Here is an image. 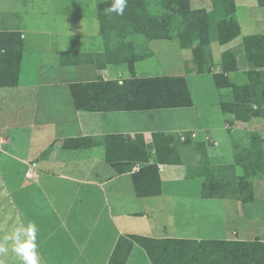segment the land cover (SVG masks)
I'll list each match as a JSON object with an SVG mask.
<instances>
[{"label":"crops","instance_id":"crops-1","mask_svg":"<svg viewBox=\"0 0 264 264\" xmlns=\"http://www.w3.org/2000/svg\"><path fill=\"white\" fill-rule=\"evenodd\" d=\"M216 1L189 0L192 8L208 12H213ZM233 1L239 34L225 43L211 41L212 72H221L223 52L235 50V61L227 62L234 63L235 70L224 74L234 84L243 85L251 65L242 51V39L264 34L255 31L264 30V6L257 0ZM13 17L12 12L0 11V25L9 26ZM22 26L2 30L19 35L21 55L16 82L0 86V238L26 221L35 222L40 264H108L118 239L129 235L264 241L263 175L250 178L251 192L245 189L243 199L206 198L201 195L202 178L191 172L198 166L202 150L212 166L234 164L236 150L250 147L252 132L264 137V116L241 120L223 112L220 104L232 100V88L217 87L214 80L216 101L199 107L191 95L190 106L76 109L70 84L100 79L121 83L131 75L127 65L98 68L89 61L62 65L60 52H102L99 31L23 30ZM242 26L250 32L243 35ZM135 42L141 55L148 52L134 62L133 75L137 78L183 76L188 84V76L204 74L198 73L191 62V48L181 47L176 37ZM168 110L178 113L183 122L158 126V111ZM227 123L231 125L229 131ZM156 132L175 135L179 142L183 141L180 134L187 133L190 145L184 149L182 163L157 162V168L162 165L161 170L158 168L160 193L138 196L132 182L135 171H116L124 161L119 148H123V140L140 136L150 147L146 163L153 164ZM77 138H90L92 144L77 147L72 141L64 142ZM263 159L259 161L263 163ZM28 161L36 163L34 178L26 176ZM234 173L240 175L241 168L235 166ZM186 180H195L198 186L179 185ZM5 260L6 264H21L11 245ZM125 264L153 263L144 248L134 243Z\"/></svg>","mask_w":264,"mask_h":264},{"label":"trees","instance_id":"trees-1","mask_svg":"<svg viewBox=\"0 0 264 264\" xmlns=\"http://www.w3.org/2000/svg\"><path fill=\"white\" fill-rule=\"evenodd\" d=\"M113 0L97 3V19L103 41L102 52H60V64H79L86 61L102 68L108 64L127 65L129 78L118 83L116 80H95L70 84L72 102L82 110H144L192 105L188 84L183 76H156L137 78L133 75L134 62L144 55L137 50L134 38L144 39L176 37L181 47L191 48V62L198 73H211L217 87H231L233 98L220 104L223 112L233 113L237 119L248 120L264 116V34H252L242 39V51L251 65L247 82L236 85L224 74L235 70L236 51L226 50L221 56L222 70L212 72L210 43L217 40L225 43L239 34V25L234 17V1H216L213 12L195 9L189 0H127L123 15L109 13ZM264 6V0H257ZM158 7L160 14L152 12L150 6ZM150 54V53H149ZM21 55V39L15 32L0 31V86L16 82ZM148 55V54H147ZM6 64L9 66L6 67ZM183 141L172 134H153L155 149L154 163L147 164L148 147L140 136L122 142L119 152L122 167L117 172L129 171L133 164L144 163L132 174L136 195L149 196L160 193L161 180L156 166L160 163H182L184 149L190 145L189 134ZM75 146H90L92 140L66 139ZM85 142V143H83ZM108 147H109V143ZM264 137L251 133L249 148L236 150L231 166H212L199 147L202 156L198 166L191 168L193 176L201 177L203 197L244 198L247 189L251 192L250 178L264 176ZM151 147V148H152ZM198 149V150H199ZM109 159V154H108ZM264 160V159H263ZM117 166V163H113ZM242 170L235 175L234 167ZM144 248L153 264H264V241H224L190 239H155L147 236L129 235L120 237L113 249L108 264H125L133 244Z\"/></svg>","mask_w":264,"mask_h":264},{"label":"rangeland","instance_id":"rangeland-1","mask_svg":"<svg viewBox=\"0 0 264 264\" xmlns=\"http://www.w3.org/2000/svg\"><path fill=\"white\" fill-rule=\"evenodd\" d=\"M99 1L104 0H0V11L6 14L9 12L14 14L10 20V25H0V31L12 30L23 24V30H75L77 33L83 30L88 32L95 30L100 33L96 10ZM150 10L152 12L158 10L157 14L161 13V10L158 7L154 8L153 5L150 6ZM255 31L261 33L260 31L264 30ZM248 32L250 31L242 26V34L246 35ZM80 38L77 39L78 43H80ZM136 39L144 40L140 35L135 36L134 40ZM51 64L55 66L52 62ZM188 88L197 107L204 102L213 103L217 99L216 89L210 74L188 76ZM177 115L178 113L171 110L158 111L157 125L162 123L179 125L183 120ZM179 185L198 186L195 180L181 181Z\"/></svg>","mask_w":264,"mask_h":264},{"label":"clouds","instance_id":"clouds-1","mask_svg":"<svg viewBox=\"0 0 264 264\" xmlns=\"http://www.w3.org/2000/svg\"><path fill=\"white\" fill-rule=\"evenodd\" d=\"M126 7L127 0H113L107 11L123 15ZM38 232V226L33 221H26L22 226L13 227L0 238V264H6L5 256L9 251V245L21 264H40Z\"/></svg>","mask_w":264,"mask_h":264},{"label":"built area","instance_id":"built-area-1","mask_svg":"<svg viewBox=\"0 0 264 264\" xmlns=\"http://www.w3.org/2000/svg\"><path fill=\"white\" fill-rule=\"evenodd\" d=\"M225 128L227 131H229L231 129V125L230 124H225ZM192 137H195V133L192 132L190 134ZM185 137V135L182 133L180 134V139L183 140ZM28 167H27V170H26V176L29 177V178H34L35 177V172H36V163L34 161H28L27 163ZM142 166V163H135L133 164L132 168H131V171H137L140 167ZM158 168L159 170L162 169V165H158Z\"/></svg>","mask_w":264,"mask_h":264}]
</instances>
